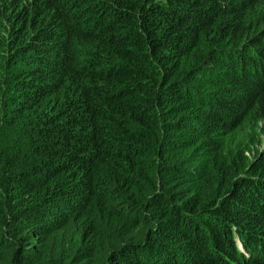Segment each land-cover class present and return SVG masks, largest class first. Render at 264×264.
Returning <instances> with one entry per match:
<instances>
[{"label": "trees", "instance_id": "obj_1", "mask_svg": "<svg viewBox=\"0 0 264 264\" xmlns=\"http://www.w3.org/2000/svg\"><path fill=\"white\" fill-rule=\"evenodd\" d=\"M263 136L264 0H0V264H264Z\"/></svg>", "mask_w": 264, "mask_h": 264}, {"label": "rangeland", "instance_id": "obj_2", "mask_svg": "<svg viewBox=\"0 0 264 264\" xmlns=\"http://www.w3.org/2000/svg\"><path fill=\"white\" fill-rule=\"evenodd\" d=\"M263 144H264V136H263ZM263 144H262V145H263Z\"/></svg>", "mask_w": 264, "mask_h": 264}]
</instances>
